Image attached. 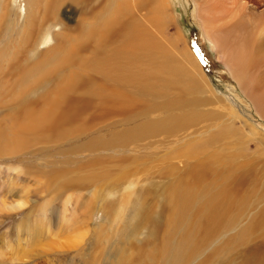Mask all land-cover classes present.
I'll return each mask as SVG.
<instances>
[{"label": "bare ground", "instance_id": "6f19581e", "mask_svg": "<svg viewBox=\"0 0 264 264\" xmlns=\"http://www.w3.org/2000/svg\"><path fill=\"white\" fill-rule=\"evenodd\" d=\"M24 1L20 22L0 0V157L28 144L58 147L42 166L31 162L24 173L57 194L112 177L106 189L124 187L137 198L130 235L149 229L147 242L132 247L128 259L122 258L126 245L107 238L104 247L93 230L87 254L78 250L82 264H219L224 254L233 261L235 244L242 263L264 262V136L216 94L181 37L168 34L169 0ZM189 1L216 59L264 118V0ZM63 7L78 13L75 26L65 23ZM56 26L53 43L45 46ZM164 142L169 146L162 150ZM180 155L194 163L168 176L164 191L130 189L128 182L144 180L154 164ZM173 169L165 165L162 173ZM100 205L111 220L112 207ZM19 206L0 199V212ZM33 210L23 215L36 243V235L51 230L39 219L37 232L25 220ZM240 216L245 224L227 237L245 220ZM51 235L49 245L62 254L68 245L56 240L58 230ZM4 237L0 264H11L2 247L14 245ZM21 253L32 258L29 249Z\"/></svg>", "mask_w": 264, "mask_h": 264}, {"label": "rangeland", "instance_id": "374dc122", "mask_svg": "<svg viewBox=\"0 0 264 264\" xmlns=\"http://www.w3.org/2000/svg\"><path fill=\"white\" fill-rule=\"evenodd\" d=\"M25 3L26 2L24 0H3V4L8 8V16L13 18L15 15H18L20 22L24 17L23 15L26 7ZM168 8L171 15L170 19H168L166 23V27H169L171 32L168 34L177 33L181 37L183 47H187L193 58L196 59L198 65L200 66L201 73H203L207 78V82L216 91V94L225 97L228 100L227 103L229 106H233V109L238 112L240 119L245 121L248 126H250V128L256 132V134H259V136H264V118L257 113L250 101L241 92L235 79L230 76V74L225 70V67H223L224 65L216 59V55L214 50L211 48V44L202 36L201 29H199L200 27L198 26L196 18L194 17V8L192 3L189 0H169ZM1 16L2 14H0V18ZM65 17L67 19H65ZM62 18H64L68 27H73L75 26L76 20L79 17L78 13L71 11V8L63 7ZM59 30L60 26H56L51 29L49 43L45 46H49L53 43L52 33ZM40 42L41 40H39V44L37 45L38 50H42V44ZM239 123L241 122L239 121ZM242 129L245 132L249 130L247 126H242ZM259 136L249 134V137H251L252 140H256V137ZM168 141L169 139H167V142ZM167 142H164L161 145L163 146L162 150L169 146L167 145ZM43 147L47 150L40 152ZM58 149V147L54 146L45 147L43 145L33 146L28 144L24 145V147L20 146L19 150L14 154L0 157V199L6 202H13L16 205H21L19 206V209L14 211H1L3 213L0 212V239L3 238V236L7 237L8 235L10 237L7 238V241L14 245L12 246V249L2 247L4 254H11L7 255V258H10V263L82 264V261L80 258H78V250H81L82 248H84V250L90 249L89 242L94 236L93 230H95L94 232H97L100 238H103L104 241L101 239L100 244L104 247L109 243L105 239L110 238L114 246L124 244L126 245L125 248H128V255H122V258L128 259L130 256H133L136 250L130 249L132 247L135 249L141 247L143 242H147L146 237L149 234V229L144 227L140 231H136L134 236L130 235L132 232L129 231V222L133 217V212L135 215V211H132V207H134L137 203V198H135V195L131 193L130 190L123 187L120 189L121 191L113 190L115 193L109 191L106 189V186L112 180V177H110L109 180L105 179L101 182H98L96 185L89 182L85 183V188L77 190L71 189L70 191H65L66 193L64 192L62 194H57L56 192L47 189L45 184L42 182L43 180L38 181L37 178L32 179V177H29L24 173L23 168H25L26 165L32 162L37 166H42L40 164L42 162L41 159L51 155H56V150ZM250 149L251 151H254L255 146H251ZM158 152L160 151L155 150V153ZM32 153L35 155L33 157L29 156V154ZM207 154L208 152L206 155ZM80 156L82 157V155H77L74 159L85 160L88 157L83 156L81 158ZM242 159L243 158L239 160ZM193 163L194 160L188 161L184 159V156L180 155L176 158H171L167 162H159V164H154L150 169H148V172H145L144 175H142L145 181L142 178H139L136 180L137 183L128 182L131 184L130 189L147 187L150 192L161 193L165 190V183L169 178L168 176H172L174 174L178 175L179 168ZM165 165L174 167L170 174L162 173V171H165ZM54 166L60 165L57 164ZM62 168L67 169L68 166H64ZM89 173L90 170L88 169L80 170L79 174L86 175ZM3 181H5V183ZM111 184L114 183L111 182ZM120 184L121 186H124V183ZM9 188H14V192L9 193ZM149 197L150 196H148V198ZM76 198H78V201H76ZM42 204H44L43 207ZM100 204L109 205L112 207L113 213L110 214L111 220H107V217L105 216L106 214L102 213L103 211L100 208ZM31 206H34V210L30 212L28 217H25V220H30L32 226L36 227L37 232H39L41 229L39 219H41L42 225H47L46 229L51 230V232H47L48 235H46V233L44 234L45 236L42 235V237L36 235V237H34L36 243H34L33 240L31 241L32 230L29 228L30 225L24 221L25 211L28 207L31 208ZM60 218H63V222L66 224L61 223ZM245 218V216L239 217V219ZM245 221L246 219L240 224L236 225L234 228L229 229L227 237L234 235L238 228L245 224ZM57 230L59 236L56 240L68 245L67 248L63 247L64 252L63 250H60L62 251V254L56 253L57 250L50 246L53 245L51 244L52 241L55 242V237H53L51 234L56 233ZM6 237H4L5 243H7ZM148 242L151 243L152 241ZM47 246L52 247L53 250ZM236 247L237 244L234 245L231 251V257L233 261H231L227 255L224 254V259L219 264H244L235 255ZM24 249H29V254L32 258L19 256ZM84 250L83 253L87 254L86 250ZM200 251L201 248L197 249V254ZM12 252L16 253V255H12ZM193 257H195V255H193ZM195 261L196 260H194V262ZM261 264H264V262Z\"/></svg>", "mask_w": 264, "mask_h": 264}]
</instances>
